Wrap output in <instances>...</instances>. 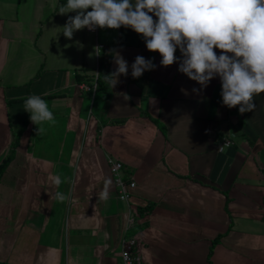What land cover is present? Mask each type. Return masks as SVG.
<instances>
[{
    "label": "crops",
    "instance_id": "obj_1",
    "mask_svg": "<svg viewBox=\"0 0 264 264\" xmlns=\"http://www.w3.org/2000/svg\"><path fill=\"white\" fill-rule=\"evenodd\" d=\"M66 3L0 0V164L19 136L0 178V264H120L126 215L143 264H264V93L243 114L223 105L218 76L194 93L179 63L161 66L130 27L68 39ZM110 49L129 69L106 94L96 79L116 67ZM138 55L156 68L134 79ZM29 95L55 118L38 136ZM108 160L135 183L127 206Z\"/></svg>",
    "mask_w": 264,
    "mask_h": 264
},
{
    "label": "clouds",
    "instance_id": "obj_2",
    "mask_svg": "<svg viewBox=\"0 0 264 264\" xmlns=\"http://www.w3.org/2000/svg\"><path fill=\"white\" fill-rule=\"evenodd\" d=\"M72 11L76 15L69 16L62 27L68 39L85 27L90 31L130 27L142 35L149 51L161 55V66L179 63L178 71L201 86L192 89L194 93L218 76L222 102L229 109L239 106L241 114L249 112L255 107L254 94L264 93V0H67L58 10L61 15ZM177 48L179 58L174 56ZM214 48L221 50L219 56ZM109 54L116 67L104 80L114 88L121 75H128L129 65L119 51L110 49ZM155 68L151 59L138 55L131 64V76L137 79ZM181 92L188 95L184 88ZM23 109L38 126L37 136L44 132V122L55 123L48 102L40 95H29ZM54 182L63 181L56 176ZM55 198L68 197L56 192Z\"/></svg>",
    "mask_w": 264,
    "mask_h": 264
},
{
    "label": "built area",
    "instance_id": "obj_3",
    "mask_svg": "<svg viewBox=\"0 0 264 264\" xmlns=\"http://www.w3.org/2000/svg\"><path fill=\"white\" fill-rule=\"evenodd\" d=\"M89 8L86 11H91ZM99 27L95 31H90L85 27V30L90 34H96ZM100 49L102 45H98ZM95 88V86H94ZM233 142L231 138H223L221 148H228L232 146ZM110 165V174L113 178L114 185L117 188L119 200L127 206L130 199V190L135 189V183L131 181H126L122 174L123 165L118 161L108 160ZM263 207H264V198H263ZM134 226L133 218H129V215L125 216L124 224V237L121 241V254H120V264H143L141 255L136 251V248L139 244L137 235H133L132 228Z\"/></svg>",
    "mask_w": 264,
    "mask_h": 264
},
{
    "label": "trees",
    "instance_id": "obj_4",
    "mask_svg": "<svg viewBox=\"0 0 264 264\" xmlns=\"http://www.w3.org/2000/svg\"><path fill=\"white\" fill-rule=\"evenodd\" d=\"M62 2V1H61ZM60 6V5H59ZM108 73L107 72H102L100 71L99 72V76L97 77L96 79V90L97 91H106V94L108 93V90H109V85L105 82L104 80V75H107ZM25 127V125L23 126ZM18 140H19V136L18 135H15L13 137V142H12V145H11V149L9 151V154L5 156L3 162L0 164V178H1V175L2 173L5 171V169L7 168V165L9 164V162L12 160L13 158V154H14V149L16 148L17 144H18ZM153 208V204H148L145 208L141 209V210H138L140 211L141 213H149ZM218 240V239H217ZM216 240L213 241V244L215 245L216 244ZM212 254V249H210V252H209V257L210 255Z\"/></svg>",
    "mask_w": 264,
    "mask_h": 264
},
{
    "label": "rangeland",
    "instance_id": "obj_5",
    "mask_svg": "<svg viewBox=\"0 0 264 264\" xmlns=\"http://www.w3.org/2000/svg\"><path fill=\"white\" fill-rule=\"evenodd\" d=\"M12 108H13V105H10V106H9V110L11 109V112H10L11 114H12L13 111H14V110H12ZM13 123H14V119L12 118V119H11L12 127H13V128H16L15 124H13ZM15 131H16V130L13 129V132H14L13 134H16ZM24 136H25V135L22 133V135H21V139H22ZM26 137H27V135H26Z\"/></svg>",
    "mask_w": 264,
    "mask_h": 264
}]
</instances>
